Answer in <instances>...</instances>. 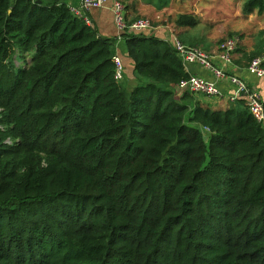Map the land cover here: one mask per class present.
<instances>
[{"label": "trees", "instance_id": "obj_1", "mask_svg": "<svg viewBox=\"0 0 264 264\" xmlns=\"http://www.w3.org/2000/svg\"><path fill=\"white\" fill-rule=\"evenodd\" d=\"M122 37L130 90L66 0H0V264H264V128L177 97L171 46Z\"/></svg>", "mask_w": 264, "mask_h": 264}, {"label": "built area", "instance_id": "obj_2", "mask_svg": "<svg viewBox=\"0 0 264 264\" xmlns=\"http://www.w3.org/2000/svg\"><path fill=\"white\" fill-rule=\"evenodd\" d=\"M109 1L80 0L78 5H69L68 7L72 14L86 25L91 26L87 16L88 11L103 8ZM110 10L116 30L121 36L143 33L152 29L151 21L148 18H129L126 4L120 0H112ZM170 45L185 70L189 64H195L208 74V76H201L189 73L186 80H182L176 85L183 89L182 93L185 91L211 99L226 97V100L232 104L242 101L247 112L264 128V94L244 77L227 71V68L232 66L234 53L240 45L238 36L226 37L220 41L213 53L197 45L185 44L176 35L172 36ZM112 62L114 64V79L120 83L124 80V63L118 53L113 55ZM246 72L258 79L264 78V52L249 60ZM221 83L229 86V92L226 90L225 93L222 90Z\"/></svg>", "mask_w": 264, "mask_h": 264}, {"label": "rangeland", "instance_id": "obj_3", "mask_svg": "<svg viewBox=\"0 0 264 264\" xmlns=\"http://www.w3.org/2000/svg\"><path fill=\"white\" fill-rule=\"evenodd\" d=\"M147 2L151 7L139 8L145 13L131 16L132 19L148 18L152 27L167 26L165 28L169 33L170 30L174 33L175 28H184L183 36L191 42L188 44L202 48L215 46L226 37L238 36L240 51L244 50L245 63L250 57L264 52V12L256 10L250 12L245 8V0H149ZM160 10L161 13H158ZM180 18H186L191 22L180 26L177 21ZM152 32L153 29H150L143 33ZM136 83L137 77L133 74V78L126 80L124 78L120 85L125 90H130ZM187 95L191 97L190 105L196 103L211 108L220 105L215 99L203 95L193 93ZM227 106L230 105H225L224 108Z\"/></svg>", "mask_w": 264, "mask_h": 264}, {"label": "crops", "instance_id": "obj_4", "mask_svg": "<svg viewBox=\"0 0 264 264\" xmlns=\"http://www.w3.org/2000/svg\"><path fill=\"white\" fill-rule=\"evenodd\" d=\"M79 1L80 0H66V4L68 6L69 5L74 6V5H78ZM111 1L112 0H110L109 3L103 8L90 9L87 13V16L90 19L91 26L96 30V32L98 33V35L101 38L114 40V47H115L116 53H118L121 56L122 61L124 63V67H125V75H124L125 77L124 78H125V80H126V78L131 79V78H133V74H134L133 73V68H134L133 62L128 57L127 44H126L124 38L116 30L115 24L113 22L112 13L110 10ZM120 1H122L124 4H126L129 18H132L131 16H134V15H143L145 13V12L141 11L139 8L145 7V6L151 7V4L149 2H147L149 0H120ZM158 13H161V10L158 11ZM165 27L167 28V26H163V25L154 26V27H152L153 32L151 34H147V35L154 36L156 39L165 41L168 44L171 43L172 36L176 35V37L179 38L182 42H184L186 44L191 43V42H188V39H186L183 36L184 32H185L184 28H181V27L175 28L173 30L174 33H172L171 30L169 33V32H167V29ZM169 29H170V27L168 26V30ZM188 45H190V44H188ZM216 46L217 45L204 47V49L207 50L208 52L213 53V52H215ZM240 49L241 48L239 45L237 50L234 53L233 64H232V66L227 68V71L229 73L237 74V75L244 77L250 84L256 86L261 91V93L264 94V78L258 79V78L254 77V76H252L246 72V66H247L249 61L247 63L243 62L245 60L244 52H243L244 50L240 51ZM186 70L191 74L193 73V74H198L201 76H208V74L203 69H201L199 66H197L195 64H189L187 66ZM221 88H222V90L225 91V93H226V90L229 92V86H227L226 84L221 83ZM181 94H182V92H180V93L178 92V93H176V96L179 97ZM215 100L220 102V105H218V107H216L215 109L224 110L225 105L231 104L226 100V97H220V98H217Z\"/></svg>", "mask_w": 264, "mask_h": 264}, {"label": "water", "instance_id": "obj_5", "mask_svg": "<svg viewBox=\"0 0 264 264\" xmlns=\"http://www.w3.org/2000/svg\"><path fill=\"white\" fill-rule=\"evenodd\" d=\"M175 91H176V93H180V92H182L183 91V89H180V88H178L177 86H175ZM206 139V137H204V140Z\"/></svg>", "mask_w": 264, "mask_h": 264}]
</instances>
